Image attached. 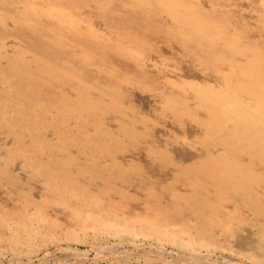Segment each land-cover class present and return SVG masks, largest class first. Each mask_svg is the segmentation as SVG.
<instances>
[{
  "label": "bare ground",
  "instance_id": "1",
  "mask_svg": "<svg viewBox=\"0 0 264 264\" xmlns=\"http://www.w3.org/2000/svg\"><path fill=\"white\" fill-rule=\"evenodd\" d=\"M235 20L200 0H0V133L13 138L0 183L24 206L20 214L18 205L0 204V240L34 253L39 231L27 226L33 218L26 211L35 206L41 218L56 206L84 230L188 249L220 250L219 232L231 238L247 227L264 262V43L245 41ZM161 44L177 46L207 76L185 74L162 88L149 69L153 53L165 55ZM132 89H162L161 113L197 126L203 153L186 160L148 142L149 119L138 114ZM114 117L117 128L108 125ZM140 149L161 168L174 167L172 178L148 180L146 164L120 159ZM19 160L42 181L41 196L25 188L14 168ZM135 179L149 191L152 211L140 217L121 213L112 196ZM50 219L40 229L54 226Z\"/></svg>",
  "mask_w": 264,
  "mask_h": 264
},
{
  "label": "rangeland",
  "instance_id": "2",
  "mask_svg": "<svg viewBox=\"0 0 264 264\" xmlns=\"http://www.w3.org/2000/svg\"><path fill=\"white\" fill-rule=\"evenodd\" d=\"M200 2L207 8L209 6V9L223 11L236 19V23L242 25L245 30V41H248L249 38L255 42L264 43V25L260 16L263 0H200ZM87 15H92V20L97 28L104 33L108 32L106 24L95 17L91 11L87 12ZM161 45L163 48L165 47V55L153 53L149 61V69L162 88L167 87L170 81L184 80L185 74L200 75L201 78L207 76H202L203 74L198 67H194L196 68L194 69L190 63L188 64V61L185 62V59H182L181 50L177 46ZM132 92L135 95L133 96V103L137 107L138 114L149 119L150 126H148L152 130V136L148 142H154L157 145L161 143V147L169 149L175 155L186 160L196 158L203 153L202 147L197 144L196 134L199 131L197 126L193 124L182 126L173 119L172 115L161 113L162 89L153 93H143L138 89H132ZM108 125L117 128L118 120L115 117L110 118ZM12 141V137L0 133V168ZM192 143L193 145H191ZM120 159L126 165L146 164L149 167L146 173L148 180H170L174 173V167L173 169L172 167L161 168L155 164L144 149L120 155ZM22 162L23 160L16 161L14 168L22 178L24 177L25 188H28L34 195L41 196L43 192L42 181L34 178L29 170H25ZM102 162L113 165L109 159H103ZM98 185L101 183L97 182ZM119 185L127 195L121 198L120 192L122 191L117 190L112 196L115 198L114 201H116L117 206L122 208L121 213L126 212L132 217H140L152 212L148 209L149 191L147 192L139 179H135L130 184L120 182ZM182 189L186 190L187 188L183 186ZM16 192L10 191L7 186L0 183V204L18 205L19 208L16 212L21 214L24 206L22 202H18ZM169 199L164 194L161 197V203L167 204ZM29 208L26 215L30 214L33 219L28 222L27 226H30L37 233L39 231V234L33 235L31 240L35 252L31 253L30 247L25 243H19L18 250H13L7 241L0 240V264H29L30 262L34 264H264V262L257 261V256H262V253L255 231L247 227L237 230L236 236L231 238L219 232L218 236L223 245L220 250L216 249V251L213 248L207 250L205 248L188 249L173 242L154 239V237L140 236L134 238L108 233L100 234L96 233L93 228L84 230L79 226H72L68 221L67 210L61 207H49L48 216L41 215V218H38L39 213L35 206ZM50 217V221H55L54 226L40 229L39 224L43 225ZM13 229L14 227H8L10 232H13ZM15 229L20 231L21 237L27 238V232L25 234L24 228L15 225ZM45 239L46 241H44Z\"/></svg>",
  "mask_w": 264,
  "mask_h": 264
}]
</instances>
